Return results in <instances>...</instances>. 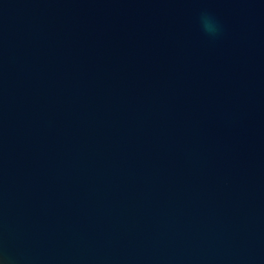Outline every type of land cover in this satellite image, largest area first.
<instances>
[{
    "label": "water",
    "instance_id": "water-1",
    "mask_svg": "<svg viewBox=\"0 0 264 264\" xmlns=\"http://www.w3.org/2000/svg\"><path fill=\"white\" fill-rule=\"evenodd\" d=\"M0 264H264V0H0Z\"/></svg>",
    "mask_w": 264,
    "mask_h": 264
},
{
    "label": "clouds",
    "instance_id": "clouds-1",
    "mask_svg": "<svg viewBox=\"0 0 264 264\" xmlns=\"http://www.w3.org/2000/svg\"><path fill=\"white\" fill-rule=\"evenodd\" d=\"M200 23L203 30L212 37L218 36L221 32V25L219 22L206 11L201 13Z\"/></svg>",
    "mask_w": 264,
    "mask_h": 264
}]
</instances>
